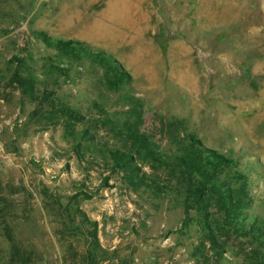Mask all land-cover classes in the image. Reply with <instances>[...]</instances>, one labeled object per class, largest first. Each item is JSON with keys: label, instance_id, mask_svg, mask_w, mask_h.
Listing matches in <instances>:
<instances>
[{"label": "rangeland", "instance_id": "1", "mask_svg": "<svg viewBox=\"0 0 264 264\" xmlns=\"http://www.w3.org/2000/svg\"><path fill=\"white\" fill-rule=\"evenodd\" d=\"M108 3L0 0V264H263L264 247L251 256L259 247L232 230L226 251L211 248L168 169L136 159L167 186L155 191L104 152H132L110 122L134 124L165 157L193 135L233 159L245 222L264 229V0H117L105 16ZM41 29L110 53L130 82L108 89L97 63L60 56ZM51 100L82 116L73 135Z\"/></svg>", "mask_w": 264, "mask_h": 264}, {"label": "trees", "instance_id": "2", "mask_svg": "<svg viewBox=\"0 0 264 264\" xmlns=\"http://www.w3.org/2000/svg\"><path fill=\"white\" fill-rule=\"evenodd\" d=\"M35 35L47 46L56 49L60 56L68 59H90L97 63L103 72V82L108 89L119 90L131 80L130 73L121 66L118 60L110 53L102 49H92L86 41L78 38H64L49 35L45 30H36ZM23 95L32 99L35 95L36 81L31 76H26L15 70L10 77ZM49 97L45 93L40 99L42 102ZM65 122V130L74 134V124L82 119V116L70 106L50 101ZM105 120H109L105 118ZM117 126V127H116ZM110 129L114 136L123 140H132V152H123L118 148H108L107 155L111 157V169L122 170L127 176L129 183H140L152 187L155 191L165 192L167 186H159L154 179L152 184L145 180L148 178L144 171L137 165L136 159L144 161L149 159L157 163L158 167H164L170 171L169 176L175 182L171 187L175 191V199L183 205L184 213L197 218L205 230L206 239L211 248L216 252L226 251L219 238L223 235L228 237L231 230L240 233L259 247L254 249L251 256L260 257V247H264V229L262 226L251 223L246 224V202L243 200V185L234 184V176H226L233 164V159L227 157L218 150L205 146L202 141L187 135L179 139L180 148L166 157L154 150L149 140L136 128L134 124L125 121L121 126L110 122ZM83 139L91 140L92 135L87 130L80 131ZM156 165V164H155ZM156 167V166H154ZM153 168V167H152ZM141 171V172H140ZM220 233V234H218ZM205 258V257H204ZM22 264L29 260L23 259ZM257 264H262L257 263ZM264 264V262H263Z\"/></svg>", "mask_w": 264, "mask_h": 264}, {"label": "crops", "instance_id": "3", "mask_svg": "<svg viewBox=\"0 0 264 264\" xmlns=\"http://www.w3.org/2000/svg\"><path fill=\"white\" fill-rule=\"evenodd\" d=\"M117 0H109V3L107 4V8L103 9V15L107 16L111 13V10L114 6H117L116 3ZM126 1V0H125Z\"/></svg>", "mask_w": 264, "mask_h": 264}]
</instances>
